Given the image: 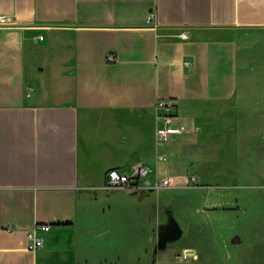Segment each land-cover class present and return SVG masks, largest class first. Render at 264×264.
I'll return each mask as SVG.
<instances>
[{"label": "crops", "instance_id": "1", "mask_svg": "<svg viewBox=\"0 0 264 264\" xmlns=\"http://www.w3.org/2000/svg\"><path fill=\"white\" fill-rule=\"evenodd\" d=\"M0 16V264H89L78 244L105 209L106 172L156 170V152L197 139L195 109L235 99L243 81L250 102L226 138L264 161V0H0ZM158 98L187 127L166 147Z\"/></svg>", "mask_w": 264, "mask_h": 264}, {"label": "rangeland", "instance_id": "2", "mask_svg": "<svg viewBox=\"0 0 264 264\" xmlns=\"http://www.w3.org/2000/svg\"><path fill=\"white\" fill-rule=\"evenodd\" d=\"M245 40L240 37L243 54ZM244 86L231 101L195 109L203 125L194 130L197 139L172 155L167 151L168 159L151 169L161 174L167 168L170 187H152L155 175L140 188H105L111 193L101 198L104 211H93L86 223L79 262L264 264V161L247 151L244 140L226 138L227 126L243 116L237 110L249 105ZM218 116L221 130L213 138Z\"/></svg>", "mask_w": 264, "mask_h": 264}, {"label": "built area", "instance_id": "3", "mask_svg": "<svg viewBox=\"0 0 264 264\" xmlns=\"http://www.w3.org/2000/svg\"><path fill=\"white\" fill-rule=\"evenodd\" d=\"M152 14L148 15L150 21ZM7 18L0 16V26L7 25ZM182 39H187V34H181ZM43 36H39L37 40H42ZM108 61H113V57L109 55ZM157 111L156 117L158 125L155 129V141L159 147L169 146L172 141L186 132V124L181 121L178 114L177 104L173 99L158 98L154 105ZM156 161L164 162L168 159L167 153L158 151L156 152ZM151 169L144 165H139L131 172H124L119 169H109L105 174L104 187L107 189H136L143 185V181L147 179ZM172 181L170 177L156 176L151 186L157 189H164L170 187ZM49 225L36 226L32 232L28 233V242L26 248L31 251H36L42 247L43 241L40 237L36 236L37 230H48ZM190 252L185 251L186 256Z\"/></svg>", "mask_w": 264, "mask_h": 264}]
</instances>
